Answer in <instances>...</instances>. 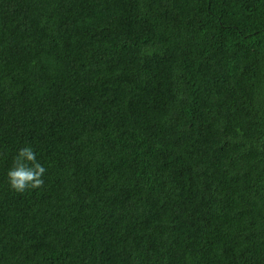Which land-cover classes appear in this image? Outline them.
<instances>
[{
  "label": "trees",
  "instance_id": "1",
  "mask_svg": "<svg viewBox=\"0 0 264 264\" xmlns=\"http://www.w3.org/2000/svg\"><path fill=\"white\" fill-rule=\"evenodd\" d=\"M0 264H264V0H0Z\"/></svg>",
  "mask_w": 264,
  "mask_h": 264
},
{
  "label": "clouds",
  "instance_id": "2",
  "mask_svg": "<svg viewBox=\"0 0 264 264\" xmlns=\"http://www.w3.org/2000/svg\"><path fill=\"white\" fill-rule=\"evenodd\" d=\"M45 172L46 169L37 161L34 150L31 147H23L18 150L7 172L9 186L19 193L40 188L44 184Z\"/></svg>",
  "mask_w": 264,
  "mask_h": 264
}]
</instances>
